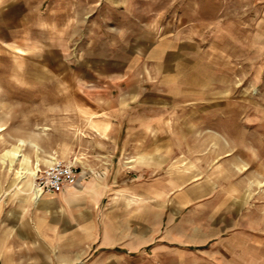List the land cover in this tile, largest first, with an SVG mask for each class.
I'll use <instances>...</instances> for the list:
<instances>
[{"label": "rangeland", "instance_id": "1", "mask_svg": "<svg viewBox=\"0 0 264 264\" xmlns=\"http://www.w3.org/2000/svg\"><path fill=\"white\" fill-rule=\"evenodd\" d=\"M172 33L200 42L189 90L157 142L132 149L157 159L145 179H157L159 196L178 178L203 183L213 186L207 199L229 198L239 214L204 216L199 226L187 217L180 230L181 216L162 224L158 212L157 232L142 223L152 245L98 249L79 264H264V0H0V199H35L37 168L58 159L73 163L79 182L106 178L99 222L111 228L134 216L135 178L106 173L116 146L103 140L115 129L93 107L122 74L101 71L121 59L139 67L145 49ZM17 148L23 156L12 163L6 152ZM24 157L32 173L21 179Z\"/></svg>", "mask_w": 264, "mask_h": 264}, {"label": "crops", "instance_id": "2", "mask_svg": "<svg viewBox=\"0 0 264 264\" xmlns=\"http://www.w3.org/2000/svg\"><path fill=\"white\" fill-rule=\"evenodd\" d=\"M166 36L160 38L162 40L155 39L152 46L145 49L139 67L130 66L124 59L113 62L112 68L105 65L102 73L122 74V78L110 89L106 101L96 102L93 107L104 111L115 129L103 140L116 146V151L110 155L111 168L106 173L132 174L135 178L134 216L124 215V220H119L113 228L101 226V204L109 192L106 178L81 180L58 194L39 200L25 198L24 194L17 201L0 199V264H79L92 262L94 253L99 251L138 253L145 245L153 243L143 242L142 223L150 232H157L158 212L162 214V224H172L181 216L180 230L186 229L187 217L199 226L204 216L228 218L231 214H239L238 208L230 206L229 198L217 200L221 206L210 194V200L207 199L203 191L212 190L213 186L203 183L190 184L178 178L163 183L165 192L159 196L157 179H145L146 175L157 174L160 168L157 159L152 158L151 153L143 156L132 149L131 144L157 142L155 130L165 125L170 116L166 113L176 109L181 94L189 90L187 78L190 69H194V65L190 66L191 52L200 48V42L194 38L179 39L173 33ZM170 195L175 197L174 205L168 199ZM222 234L221 230L220 234H212L209 238H222Z\"/></svg>", "mask_w": 264, "mask_h": 264}, {"label": "built area", "instance_id": "3", "mask_svg": "<svg viewBox=\"0 0 264 264\" xmlns=\"http://www.w3.org/2000/svg\"><path fill=\"white\" fill-rule=\"evenodd\" d=\"M78 170L73 163L55 159L45 168H38L35 177L34 191L42 198L46 195L58 194L74 186L78 181Z\"/></svg>", "mask_w": 264, "mask_h": 264}, {"label": "bare ground", "instance_id": "4", "mask_svg": "<svg viewBox=\"0 0 264 264\" xmlns=\"http://www.w3.org/2000/svg\"><path fill=\"white\" fill-rule=\"evenodd\" d=\"M6 156L11 157L12 163H14V161H16V159H18L19 157H21L23 155H21V151L19 150V148H17V149H13L11 151H7ZM54 160L55 159H53V161ZM23 161H24V164H23V167L21 168V170L19 171V174H20L19 176L21 177V179H24V178L26 179V178H28V175L32 173V168H31V164H30L29 160L26 157H24ZM37 173H38V168H37L36 176H37ZM38 197L39 196L35 192V199H37Z\"/></svg>", "mask_w": 264, "mask_h": 264}]
</instances>
